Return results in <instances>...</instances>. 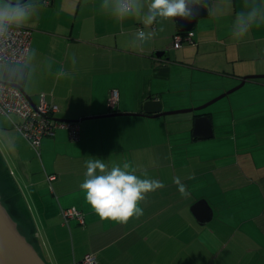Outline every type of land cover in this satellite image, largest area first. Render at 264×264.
<instances>
[{
  "label": "crops",
  "instance_id": "crops-1",
  "mask_svg": "<svg viewBox=\"0 0 264 264\" xmlns=\"http://www.w3.org/2000/svg\"><path fill=\"white\" fill-rule=\"evenodd\" d=\"M198 1L210 13L191 31L174 17H119L112 0L24 3L29 14L18 26L31 30L30 49L21 63H0V81L33 103L45 94L59 106L56 119L80 130L72 140L57 129L38 154L15 128L17 117L0 112V196L47 264H84L87 255L93 264H264V78L247 80L251 99L229 100L217 116L208 106L162 115L210 102L243 74L264 73L230 67L242 57L219 33L218 0ZM149 2L140 0L143 12ZM208 17L212 29L197 26ZM139 30L150 35L141 40ZM178 32L190 37L175 47ZM199 115L211 120L209 138L194 137ZM94 158L160 181L138 201L140 215L121 222L95 212L80 186ZM200 199L213 209L206 225L190 210ZM68 208L82 221L65 219Z\"/></svg>",
  "mask_w": 264,
  "mask_h": 264
},
{
  "label": "clouds",
  "instance_id": "clouds-1",
  "mask_svg": "<svg viewBox=\"0 0 264 264\" xmlns=\"http://www.w3.org/2000/svg\"><path fill=\"white\" fill-rule=\"evenodd\" d=\"M261 3L264 4V0ZM111 7L119 17L140 14L145 24H151L158 16L173 18L190 13L186 0H150L146 12L142 11L140 0H112ZM28 14V6L19 3V0L15 3L0 0V33L5 32L11 25L23 23ZM258 15L264 19V8L253 7L247 13L239 14L234 34L244 35L250 27V21ZM136 35L145 40L150 34L139 30ZM86 164L85 179L80 186L85 190L86 200L102 218L123 222L130 216L140 215L142 208L138 206V201L144 198L145 193L160 186V181L150 179L146 174L137 175L135 171L127 170V165L107 168L101 158L89 159ZM175 182L183 189V185L179 184V177L175 178Z\"/></svg>",
  "mask_w": 264,
  "mask_h": 264
},
{
  "label": "built area",
  "instance_id": "built-area-1",
  "mask_svg": "<svg viewBox=\"0 0 264 264\" xmlns=\"http://www.w3.org/2000/svg\"><path fill=\"white\" fill-rule=\"evenodd\" d=\"M52 0H44L50 4ZM190 37V34H188ZM182 36L175 37L174 46L181 45ZM31 43V30L26 27L11 25L5 32L0 33V63H21L25 60ZM117 93L112 92L110 106H114ZM59 106L49 102L45 94L40 95L37 103L28 99L23 90L11 84L0 81V112L4 115L17 117L14 126L17 131L28 141L30 146L39 154L41 141L45 137L55 135L57 129L65 128L69 131L72 140L79 138V124L75 121H61L55 115ZM50 179H54L51 176ZM65 219L78 218L82 221V214L76 208L62 211ZM84 264H93L95 259L87 255Z\"/></svg>",
  "mask_w": 264,
  "mask_h": 264
},
{
  "label": "water",
  "instance_id": "water-1",
  "mask_svg": "<svg viewBox=\"0 0 264 264\" xmlns=\"http://www.w3.org/2000/svg\"><path fill=\"white\" fill-rule=\"evenodd\" d=\"M27 0H23L24 4ZM186 6L190 9V13L186 16H175L178 27L181 31H191L197 20L206 17L210 13V7L204 2L198 0H186ZM264 78V75H252L242 78L240 84L227 92L217 96L210 102L197 108H189L173 112H165L162 115L199 111L211 105L215 101L225 97L242 87L247 80ZM6 84L16 85L13 83L1 81ZM18 86V85H16ZM29 100H31L28 97ZM113 115V114H110ZM160 116V115H159ZM68 121V120H61ZM193 134L196 138H209L212 136V123L208 116L199 115L195 118ZM192 214L200 225H206L213 219V209L205 199L195 202L190 208ZM0 264H47L35 246L27 237L22 234L18 228V224L3 204L0 196Z\"/></svg>",
  "mask_w": 264,
  "mask_h": 264
},
{
  "label": "rangeland",
  "instance_id": "rangeland-1",
  "mask_svg": "<svg viewBox=\"0 0 264 264\" xmlns=\"http://www.w3.org/2000/svg\"><path fill=\"white\" fill-rule=\"evenodd\" d=\"M21 1L22 0H19V3ZM9 2L15 3L16 0H9ZM257 2H260V1H257ZM257 2H249V1H243V0H218L216 2L217 9L219 7V10L223 13L222 15H218L220 18H217L216 25L220 23V26H222L219 33L223 35L224 37L226 36L225 42L227 43V50L232 51L234 50V47H238V54L241 53L240 55L242 58H238V60L236 62H232V66H230L231 68L235 67L238 75L239 73H246L250 69L252 70L253 69H264V19H262L258 15L256 19L250 21V27L244 35L237 36L234 34L235 22L239 14L247 13L253 7H256L258 9L264 8V6L261 3H257ZM210 21H211V24L208 23ZM204 24H207L206 26H209V27H205ZM212 24H213L212 18L208 17V18L200 19L197 26L202 27V25H204V27L207 30L208 29L210 30L212 29V27L210 26ZM135 26L138 27L139 24L138 26L137 24H135ZM198 27L196 28V32H198ZM224 27L225 29H223ZM255 74H264V73H250V74H243L242 76L244 77V76H248V75L250 76V75H255ZM238 84H236L235 86H237ZM250 86L251 85L249 83L248 84L246 83L244 86L240 87L238 90L215 101V103H212L207 108L209 110L214 111L217 116L219 113H221L222 108L227 107L226 106L227 101L234 100L236 97H238V100L241 101V103H243V101H247L251 99L253 92L251 91V89H249ZM220 94L214 96L213 98H216ZM254 96H256V94ZM189 113L190 112H185V113L180 112V113H177L176 115H167L165 116V118H170V117H175V116H188ZM228 115H230V112L228 113ZM217 123L218 122H216L215 124L216 132H218Z\"/></svg>",
  "mask_w": 264,
  "mask_h": 264
},
{
  "label": "trees",
  "instance_id": "trees-1",
  "mask_svg": "<svg viewBox=\"0 0 264 264\" xmlns=\"http://www.w3.org/2000/svg\"><path fill=\"white\" fill-rule=\"evenodd\" d=\"M189 34V32H178L176 35H181V36H183V37H185V36H187ZM3 202V201H2ZM4 204V203H3ZM5 205V204H4ZM10 213V212H9ZM11 214V213H10ZM18 228H19V230H20V232L22 233V234H24L26 237H27V239L30 241V239H29V237H28V235H26V233L23 231V229L18 225ZM30 242H32V241H30ZM33 244V243H32Z\"/></svg>",
  "mask_w": 264,
  "mask_h": 264
}]
</instances>
